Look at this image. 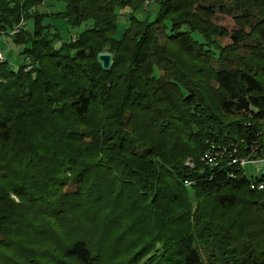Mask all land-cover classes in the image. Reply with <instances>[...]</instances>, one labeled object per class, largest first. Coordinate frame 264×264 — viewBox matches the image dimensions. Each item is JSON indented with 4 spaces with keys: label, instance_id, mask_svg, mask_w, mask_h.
<instances>
[{
    "label": "trees",
    "instance_id": "1",
    "mask_svg": "<svg viewBox=\"0 0 264 264\" xmlns=\"http://www.w3.org/2000/svg\"><path fill=\"white\" fill-rule=\"evenodd\" d=\"M44 1L0 0L24 57L0 61V264H264L246 214L264 221V189L231 164L261 155L264 0H155L153 19L145 0ZM46 17L89 25L61 43ZM209 147L228 150L215 166Z\"/></svg>",
    "mask_w": 264,
    "mask_h": 264
},
{
    "label": "rangeland",
    "instance_id": "2",
    "mask_svg": "<svg viewBox=\"0 0 264 264\" xmlns=\"http://www.w3.org/2000/svg\"><path fill=\"white\" fill-rule=\"evenodd\" d=\"M64 9H65L64 3L61 1H57V0H45L44 3L38 8V10L40 12H45V13L62 12V11H64ZM156 11H157V4H156L155 0H145V2L143 3V8L140 11V15L142 17H144L146 13H149L150 19H153ZM128 12H129L128 9L123 10V13H128ZM44 22L51 24L53 26L52 33L57 31L59 37L61 38V43L72 41L77 33L82 32L89 25V24H83L82 26H80L78 28H72L68 24L66 19H64V18H53V17H46ZM210 22L212 23V25H215L217 27H223L226 30H228L229 32L234 29V23H233L232 18L229 17L228 15L222 14L218 11L215 13L213 18L210 19ZM20 25H23L24 27H27V28H31L30 24H25L24 22H21ZM125 26H126V22H125L124 18L120 17L119 23H118V32H117L116 36H118V37L120 36V34L122 33V30ZM196 39L199 42H202L201 38L197 37ZM229 42L230 41L228 38H226V39L221 38L218 41V43L221 46L228 45ZM22 50H23V46L16 45L13 42L11 35H5V34L0 35V53H1L2 58H3V60H1V61L7 62L8 67L10 69L17 70L18 67L24 63V57L21 55ZM103 53H108L107 49H105L100 54H103ZM239 53L242 54L243 52L239 51ZM108 54H110V53H108ZM30 69H31L30 66H28L26 68V70H30ZM155 75L159 76L160 75L159 71L155 70ZM32 76H34V75L32 74ZM263 128H264V124L262 126V129ZM87 161H88V159H87ZM84 162H86V161L85 160L80 161V163L76 165V168H73V171H71V172H69V174H67V177L70 180L73 178L72 174L77 173L80 170V168L82 167V164ZM245 174H246L247 178H252V179L259 177L260 175H264V164L257 163L255 165H247L245 167ZM92 181H93L92 178L89 179V182H92ZM71 182L68 183L69 185L67 188L63 189L64 193H66L68 196L72 195L73 193L76 194L77 188L79 187L78 184H75L73 182L71 183ZM100 182H101V180L98 181V183H100ZM263 189H264V187L260 190L263 191ZM260 190H258V191H260ZM10 198H12L14 201L17 202V199L13 195H11ZM263 198H264V193H263L262 199ZM221 212L224 213L225 211H221ZM246 214L249 217V219L253 220L252 222H254V224L256 225V229L260 230V232H258L255 235L254 239L256 240V242L258 243L260 248L264 247V221L261 220L260 216H258L256 214V211L253 209H248V211L246 210ZM254 214H255V216H254ZM113 227H114V225H113ZM113 242L114 241L111 242L110 240H108L106 242V245L104 246V249L106 250V253H108L109 256H110V253L112 252V250L115 249V245ZM126 244H128V243H126ZM125 246L126 245H124V246L121 245L117 249H115L119 254L121 253L122 260L128 259V257H129L128 251H126V252L121 251L120 252V250H122ZM4 253L6 254V252H4ZM60 258H61V255H60ZM68 262H69V264H73V262H71V261H68Z\"/></svg>",
    "mask_w": 264,
    "mask_h": 264
},
{
    "label": "built area",
    "instance_id": "3",
    "mask_svg": "<svg viewBox=\"0 0 264 264\" xmlns=\"http://www.w3.org/2000/svg\"><path fill=\"white\" fill-rule=\"evenodd\" d=\"M17 32V28L12 31L11 35L15 34ZM3 60L2 58V55L0 53V61ZM260 137H261V144H262V149L260 150L261 151V155L260 156H257V157H254V156H240V155H235V158L232 157L231 158V164L232 165H236L238 167L239 170H241L243 172V176H246L245 174V167L247 165H255L257 163H262L264 164V128L262 129L261 128V132H260ZM258 145H255V146H252L251 147V151L252 152H256L258 150ZM225 152H220V151H216L214 152L212 150V147H209L203 154V157H202V161L205 162L206 165H209V166H215L216 165V161L217 160H222L223 159V154L222 153H227L228 150L225 148L224 149ZM186 165L190 168L193 167V164L190 160H187L186 161ZM258 172V171H257ZM250 180V187L251 189H255V190H260L264 187V175H260L259 177H256L255 179H252V178H247ZM186 186H190L191 183L190 182H187L185 181L184 182Z\"/></svg>",
    "mask_w": 264,
    "mask_h": 264
},
{
    "label": "water",
    "instance_id": "4",
    "mask_svg": "<svg viewBox=\"0 0 264 264\" xmlns=\"http://www.w3.org/2000/svg\"><path fill=\"white\" fill-rule=\"evenodd\" d=\"M112 56L108 53L98 55V61L101 63L103 70H108L111 66Z\"/></svg>",
    "mask_w": 264,
    "mask_h": 264
}]
</instances>
